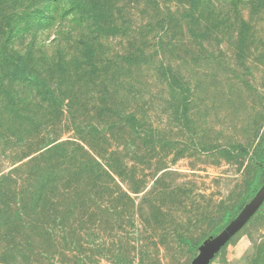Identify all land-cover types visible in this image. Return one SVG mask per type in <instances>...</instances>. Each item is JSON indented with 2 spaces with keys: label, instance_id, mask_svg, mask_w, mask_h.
<instances>
[{
  "label": "rangeland",
  "instance_id": "374dc122",
  "mask_svg": "<svg viewBox=\"0 0 264 264\" xmlns=\"http://www.w3.org/2000/svg\"><path fill=\"white\" fill-rule=\"evenodd\" d=\"M236 3L205 9L203 34L190 32L183 0H120L112 23L127 32L92 35L91 49L73 39L82 30L69 16L35 36L47 74L40 73L72 74L54 84L73 88L74 103L65 99L49 115L41 101L28 130H5L0 112V176L55 138L74 142L68 152L96 183L82 181L76 193L91 213L77 235L43 247V264H192L187 241L202 245L252 213L254 204L224 222L248 193L255 156L264 152V0ZM13 4L0 0L8 12ZM60 57L62 66H53ZM167 68L176 81H168ZM6 100L0 95V110ZM211 264H264V206Z\"/></svg>",
  "mask_w": 264,
  "mask_h": 264
},
{
  "label": "trees",
  "instance_id": "16d2710c",
  "mask_svg": "<svg viewBox=\"0 0 264 264\" xmlns=\"http://www.w3.org/2000/svg\"><path fill=\"white\" fill-rule=\"evenodd\" d=\"M13 2L14 9L10 12L7 11L9 5L0 8V95L7 99L0 112L3 114L5 130H28L27 124L33 119L31 116L33 108L35 105L42 108L41 101L51 107L49 115L59 110L61 105H64L65 99H70L69 105L74 103V97L71 98L69 92L73 91V88L68 86L66 90H59L54 84L57 78L71 79L72 74L68 75L66 69L59 74L54 72L51 74L54 81L43 75L46 69L42 66L44 64L42 60L39 62L35 36L40 31L47 30L54 20L69 16L82 30L73 39L85 42V48L91 49L94 46L91 41L92 35H96L99 39V36L108 34L115 35L119 32L125 34L127 28H120L119 32L114 31L115 25L112 22L120 11V0L117 2L116 0H13ZM183 2L186 3L184 17L190 32L203 34L201 18L205 9L212 7L215 12L218 10L222 12L220 7L223 2L237 7L236 2L240 0H183ZM63 7L67 8L63 9ZM115 30L117 31L118 28ZM77 48L81 49L80 46ZM62 49H57L60 56L64 54ZM63 63L64 58L60 57V61L53 62V66L61 67ZM169 69H166L168 81H176ZM77 73L88 75L82 69ZM29 91L34 96H39L41 100L29 96ZM40 113L38 112V115ZM13 137L22 143L32 140V136L20 138L14 134ZM57 141L55 138L43 140L42 144L47 143L41 144L38 151H42L38 155L13 168L8 174L0 176L1 264H15L24 260L28 262L29 259L30 264L32 261L43 264L44 258L39 257L40 253L45 252L43 247L47 249L48 245L52 244L57 247L63 243V240L67 241L69 235H77L76 225L85 215L89 216L91 213V208L87 207L76 191H80L82 181H86L87 185L91 182L96 184L94 177L87 171L88 165H85L84 161L68 152V146L74 142ZM254 161L258 165V170L248 193L242 202L228 211L224 217V222L228 223L233 219L230 222L232 223L254 204L252 213L232 231L233 236L259 208L264 206V152L258 151ZM96 163L91 170L100 167V164ZM25 167H28L29 172L24 176L21 171ZM13 174H17V177ZM34 224L38 226L34 228ZM33 238L36 239L35 245L29 242ZM1 241H6L7 245ZM187 243L194 248L196 258L203 244L195 246L192 241ZM34 256L36 258H33Z\"/></svg>",
  "mask_w": 264,
  "mask_h": 264
},
{
  "label": "water",
  "instance_id": "95a60500",
  "mask_svg": "<svg viewBox=\"0 0 264 264\" xmlns=\"http://www.w3.org/2000/svg\"><path fill=\"white\" fill-rule=\"evenodd\" d=\"M232 236L233 232L226 228L214 238L205 241L200 253L193 260L192 264H210L215 256L230 241Z\"/></svg>",
  "mask_w": 264,
  "mask_h": 264
}]
</instances>
